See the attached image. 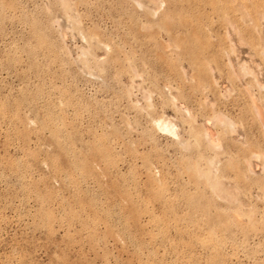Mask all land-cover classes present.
Wrapping results in <instances>:
<instances>
[{
	"label": "rangeland",
	"instance_id": "obj_1",
	"mask_svg": "<svg viewBox=\"0 0 264 264\" xmlns=\"http://www.w3.org/2000/svg\"><path fill=\"white\" fill-rule=\"evenodd\" d=\"M0 264H264V0H0Z\"/></svg>",
	"mask_w": 264,
	"mask_h": 264
},
{
	"label": "bare ground",
	"instance_id": "obj_2",
	"mask_svg": "<svg viewBox=\"0 0 264 264\" xmlns=\"http://www.w3.org/2000/svg\"><path fill=\"white\" fill-rule=\"evenodd\" d=\"M167 124H168V123H167ZM163 125H164V126H163V127H164V131L167 130V131L172 132V130H171L168 126H166L165 124H163ZM161 126H162V125H161ZM158 127H159V126H158ZM161 129L163 130V128H161ZM167 131H166V132H167ZM175 135H176V134H175Z\"/></svg>",
	"mask_w": 264,
	"mask_h": 264
}]
</instances>
